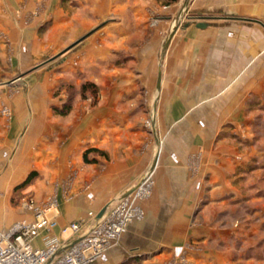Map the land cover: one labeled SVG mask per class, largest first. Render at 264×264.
Instances as JSON below:
<instances>
[{
  "label": "crops",
  "instance_id": "1",
  "mask_svg": "<svg viewBox=\"0 0 264 264\" xmlns=\"http://www.w3.org/2000/svg\"><path fill=\"white\" fill-rule=\"evenodd\" d=\"M74 1L0 0V232L33 220L25 202L53 199L57 227L31 245L58 244L59 257L73 243L61 227L92 223L152 170L143 217L96 264L252 263V253L227 255L228 245L211 236L219 228L193 215L252 203L240 183L264 165L253 121H264V29L252 23L264 24V0H91V29L102 28L46 64L89 28ZM80 70L99 86L98 106L54 111L63 96L53 93ZM90 149L102 154L85 163ZM31 173L48 186L19 202L16 187ZM70 180L69 195L61 186L42 196L50 183ZM249 209L254 219L240 230L264 233V209ZM256 244L249 250L258 263L264 237Z\"/></svg>",
  "mask_w": 264,
  "mask_h": 264
},
{
  "label": "built area",
  "instance_id": "2",
  "mask_svg": "<svg viewBox=\"0 0 264 264\" xmlns=\"http://www.w3.org/2000/svg\"><path fill=\"white\" fill-rule=\"evenodd\" d=\"M6 112V110H4ZM152 173L148 172L128 196L111 201L107 210L90 224L73 221L63 227L62 236H70L73 243L57 257L58 244L47 249H35L31 242L41 231L57 227L59 214L56 201L47 200L44 205H25L33 213L32 221H20L8 231L0 232V264H96L103 254L117 246L128 228L143 217L136 202L150 194ZM51 213L53 216L48 217ZM94 217L92 212L88 217Z\"/></svg>",
  "mask_w": 264,
  "mask_h": 264
},
{
  "label": "rangeland",
  "instance_id": "3",
  "mask_svg": "<svg viewBox=\"0 0 264 264\" xmlns=\"http://www.w3.org/2000/svg\"><path fill=\"white\" fill-rule=\"evenodd\" d=\"M159 1L160 5H168L165 0H157ZM185 0H175L174 2H172L173 4H178V5H182V3H184ZM74 8L73 10L75 11L74 13L77 14V17L84 19L87 21V23L89 24V28L84 30L80 36L78 37V39H76L75 41H73L71 44L67 45L63 50H61L60 52L54 54V55H50L49 57L45 58L44 62L46 64H48L49 62L55 61L57 59H60L64 56H66L70 51H72L74 48H76L78 45H80L81 43H83V41H85L86 39L90 38L91 35H93V33L98 32V30L100 28H102V25L100 22H96L93 23L92 25V29H91V17H87V13L89 11H91V5L89 3H91V0H75L74 2ZM171 4V3H170ZM185 9V8H184ZM183 9V12H184ZM220 15V18H223L224 16L221 14H217ZM90 19V20H89ZM239 20H247V19H243L240 18ZM252 23H255L256 25L260 26V28L264 29V24H262L260 21L256 22V20H252ZM78 57H76L77 59ZM73 61V63L75 64L77 61ZM65 61V59H64ZM43 62V63H44ZM42 63V62H41ZM74 74H69L70 79L68 83L61 85V87L56 90L53 93V96H63V104H61V106H57V107H53V110L56 109L57 111L62 110L64 106H67L69 108V110L75 108H79V109H88L91 110L95 107L98 106L99 104V86L97 84H95L94 82H91L89 76H91V73H87L86 71H76L74 72ZM72 79H76L78 80V83H76L74 80L72 81ZM85 83H92L93 85L96 86L97 89V94L95 96V99L93 98V95L89 92H86L85 94H82V86ZM133 106V104H132ZM134 106H136V104H134ZM55 111V110H54ZM255 124L258 126L256 135L262 139V137L264 136V121L259 118L258 114H254V120ZM261 147H264V142H259L258 144ZM258 165V164H256ZM253 168H260V167H254ZM261 171L256 172L254 174H252V180L251 181H246V182H241L240 183V189H242L241 191H245V195H247V197L251 196L252 193V199L250 197L249 199V203L252 200L251 204H247L246 202L243 203V205H236L234 207L232 206H211L208 207V209H203L201 210V208H199V210H197L194 215H193V221L196 222V224H199L201 226L204 227H210L209 225L213 224L212 227L215 228H219L217 231L216 230H212V238L217 237L220 241H223L228 245L227 251L225 252L227 255H241L240 257L242 258H246L249 256L250 253H252V263L250 264H264V261H259L258 263L255 261V257H254V252H252V250H254L253 248L257 246V240L261 239L262 237H264V233L258 234V233H252L249 232L247 227H244L243 230H240V225H245V223L250 222L251 220H253L254 218L249 215L251 213L249 208H254V207H260L264 209V196L261 197L260 195L262 194L260 192L261 188H264V165L261 166ZM152 173V186L150 188V194L142 199L136 202V205L139 206V203L146 201L150 198L151 196V192H152V188H153V171H150ZM71 180L67 181V182H60V183H50V190L48 193L50 194H46V192H44V194L42 196H55L56 193V189L61 186H64L65 189H68L66 192L67 195H69V187L71 185ZM140 183V182H139ZM138 183V184H139ZM41 184H44L45 186H48V183H44L43 181H41L40 177L38 176V178L36 177V179H33V181L30 183V185L25 186L23 188H16V194H18L16 196V199L20 202V200L24 197V196H34L37 190V186H40ZM70 184V185H69ZM137 184V185H138ZM137 185L133 188V191H135ZM19 186V185H18ZM17 186V187H18ZM89 186V185H88ZM87 186L84 185V188H86ZM252 187V190H250V188ZM24 192V193H23ZM132 193V192H131ZM255 194V195H254ZM254 195V196H253ZM70 196H72V194H70ZM245 201V200H244ZM243 201V202H244ZM249 205V206H248ZM88 211L90 209H87ZM201 210V211H200ZM253 212V209H252ZM138 221V220H136ZM214 228V229H215ZM221 228V229H220ZM220 233V234H219ZM232 233V234H230ZM222 235V236H221ZM232 235V236H231ZM252 235V240L247 241V239H251L249 238ZM221 236V238H220ZM215 245V244H214ZM224 248L225 245H223ZM250 246H252V250H249ZM214 248V247H213ZM239 251V253H238ZM229 262V261H228ZM224 262L222 264H230V262ZM177 261L174 262V264H176ZM247 264L244 262H240V264ZM221 264V263H219ZM249 264V263H248Z\"/></svg>",
  "mask_w": 264,
  "mask_h": 264
},
{
  "label": "trees",
  "instance_id": "4",
  "mask_svg": "<svg viewBox=\"0 0 264 264\" xmlns=\"http://www.w3.org/2000/svg\"><path fill=\"white\" fill-rule=\"evenodd\" d=\"M175 0H165V2L167 4H170L172 2H174ZM86 92H89L93 95V98L95 99V96L97 94V89H96V86L93 85L92 83H85L83 86H82V94H85ZM96 101V99H95ZM68 106V105H67ZM67 106H64L62 110H59L57 111L56 109H54L56 112H59L60 114H65L69 111V108ZM98 153V154H102L101 152H98L96 150H87L84 155H83V161L85 163H91V160L88 159V155L91 154V153ZM36 176V173H31L29 174V176L25 179L24 182H22L18 187H16L17 189L19 188H23L25 186H28L32 181L33 179L35 178Z\"/></svg>",
  "mask_w": 264,
  "mask_h": 264
},
{
  "label": "water",
  "instance_id": "5",
  "mask_svg": "<svg viewBox=\"0 0 264 264\" xmlns=\"http://www.w3.org/2000/svg\"><path fill=\"white\" fill-rule=\"evenodd\" d=\"M173 32H175V29H173V31H172V33ZM172 36V35H171ZM133 191V189H131V190H129L125 195H123V197H126V196H128L131 192ZM122 197V198H123ZM101 214H102V212L101 213H99V215L98 216H101Z\"/></svg>",
  "mask_w": 264,
  "mask_h": 264
}]
</instances>
